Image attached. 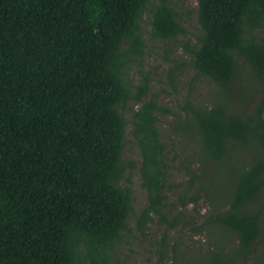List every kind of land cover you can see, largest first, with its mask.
<instances>
[{
  "label": "trees",
  "instance_id": "16d2710c",
  "mask_svg": "<svg viewBox=\"0 0 264 264\" xmlns=\"http://www.w3.org/2000/svg\"><path fill=\"white\" fill-rule=\"evenodd\" d=\"M197 2L201 34L186 49L193 70L220 95L211 107L187 98L180 108L184 117L169 140L189 150L183 193L191 195L175 202L167 167L176 145L163 141L158 116L175 113L143 99L148 77L135 92L126 79L143 53L146 12L150 38L187 34L172 0H0V264H120L124 237L144 236L155 217L168 229L181 224L182 234L164 232L161 261L171 252L173 264L180 253L197 264H236L264 249V0ZM247 84L252 91L241 100L234 86ZM132 100L141 104L129 120ZM130 122L139 166L124 161ZM236 152L246 155L241 172L231 196L215 203L199 183L202 169ZM135 168L147 197L139 211L130 186ZM201 201L210 210L198 223L184 212ZM209 225L222 228L221 238L191 250L198 235L213 240Z\"/></svg>",
  "mask_w": 264,
  "mask_h": 264
},
{
  "label": "rangeland",
  "instance_id": "374dc122",
  "mask_svg": "<svg viewBox=\"0 0 264 264\" xmlns=\"http://www.w3.org/2000/svg\"><path fill=\"white\" fill-rule=\"evenodd\" d=\"M172 2L174 8L179 13V21L187 30V34L180 35L176 40L150 38L148 21L151 18V13L146 12L141 22L144 44L142 47L143 53L134 56L133 62L126 68V79L133 92L137 89L136 86L142 85L145 77H148L150 90L149 94L143 96V99H155L157 104L169 108L175 113V115L158 113L161 119L159 122V130L162 134L163 141L176 145L175 149H171L172 153L169 154V158L174 157V159L168 161L167 167L170 183L167 185L169 201H175L177 194H182L186 190L188 185L187 180L189 179L185 170L182 169L184 155L189 152V150L187 151L186 149L185 151L184 149L186 148L185 142L180 141L175 136H172V139L169 140L170 135H177L173 129L177 117H184V111L180 108L182 106L185 107L187 98L191 99L195 105L211 107L213 99L215 100L220 95L218 85L211 79L198 75L193 70L190 65L191 54L186 49L187 46L192 48L198 42V36L201 34V27L198 22L197 0H172ZM258 34L264 37V32ZM245 69L248 71L249 68L245 67ZM234 90L237 91V96L241 100H245L252 91V85L247 84L244 87L242 85H235ZM262 95V90L256 94L252 100V109H255L260 103ZM221 101L226 102V99L222 98ZM140 104L141 102L132 100L126 105L124 115L127 119L131 120L133 110L138 108ZM131 129L132 124L130 122L126 127L124 161L133 162L136 166H139L141 154L131 134ZM190 150L193 149L190 148ZM245 158L246 155L244 152H236L227 155L222 162L213 163L212 167L207 163L205 164V168L202 169L204 175L199 183L206 188V191L211 195V200L215 203H224L231 196L235 180L241 172V164L245 161ZM141 182L140 173L135 168L131 174L130 186L133 191V206L136 211H139L147 201L146 192L141 187ZM183 194L191 195L186 192ZM179 210H182V208L176 209L175 213L179 212ZM209 210L210 205L206 201H201L198 205L190 203L184 214L189 217L193 214L195 220L201 223L209 214ZM180 226L181 224H178L175 229H168L166 222H161L155 217L154 221L149 224V228L144 236L142 233L134 231L133 233L136 235L129 234L124 237L123 242L118 247L116 257L120 260V264H173L171 252L168 253V257L165 256L163 261H161L159 260V253L156 252V248L161 246L162 237L166 229L171 232L169 237L173 238L178 233L182 234L180 233ZM208 229L213 235V240L209 241L205 234L198 235L196 242L190 245L191 250L198 247L206 249L212 247L213 244L215 245L219 236L218 233H222L223 230L215 225H209ZM186 235H190V233L188 232ZM185 238L188 240L187 236ZM263 250V247H260L258 255H254V258H249L248 260L240 259L241 261L236 264H261L264 254ZM255 258L258 259L257 263H254ZM177 264L197 263L193 255L188 254L184 256L180 253L177 256Z\"/></svg>",
  "mask_w": 264,
  "mask_h": 264
}]
</instances>
